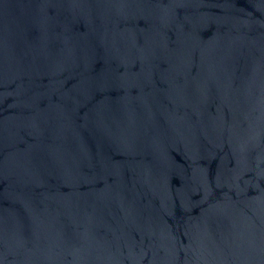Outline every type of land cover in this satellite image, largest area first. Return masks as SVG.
Returning a JSON list of instances; mask_svg holds the SVG:
<instances>
[{"label": "water", "instance_id": "95a60500", "mask_svg": "<svg viewBox=\"0 0 264 264\" xmlns=\"http://www.w3.org/2000/svg\"><path fill=\"white\" fill-rule=\"evenodd\" d=\"M261 23L264 0H0V259L115 236L114 264H185L207 222L264 264Z\"/></svg>", "mask_w": 264, "mask_h": 264}, {"label": "clouds", "instance_id": "9594fccd", "mask_svg": "<svg viewBox=\"0 0 264 264\" xmlns=\"http://www.w3.org/2000/svg\"><path fill=\"white\" fill-rule=\"evenodd\" d=\"M264 27V23L260 24ZM240 41L239 37L233 38V42ZM255 47L262 58H264V35L256 41L246 42ZM256 147L264 153V145L257 142ZM261 240L264 241V216L260 219ZM126 242H122V237H113L111 240L84 239L79 247H70L68 254L72 255L73 260L78 264H114L118 255H122L123 247ZM230 243L223 231L219 236H213L207 222L190 239L186 248L185 264H229L227 251ZM0 264H7L6 256L0 259Z\"/></svg>", "mask_w": 264, "mask_h": 264}]
</instances>
